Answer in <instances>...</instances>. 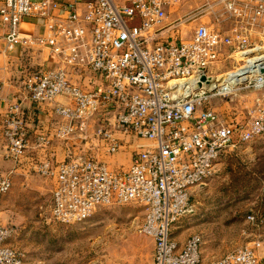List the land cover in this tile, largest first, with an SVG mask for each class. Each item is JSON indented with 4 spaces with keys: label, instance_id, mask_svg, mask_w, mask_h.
I'll return each instance as SVG.
<instances>
[{
    "label": "built area",
    "instance_id": "built-area-1",
    "mask_svg": "<svg viewBox=\"0 0 264 264\" xmlns=\"http://www.w3.org/2000/svg\"><path fill=\"white\" fill-rule=\"evenodd\" d=\"M175 1L0 0V25L6 29L4 51L37 45L55 57L52 68L38 70L23 82L35 105L57 97L67 100L55 106L62 122L54 137L84 139L94 121L95 134L109 154L120 149L116 133L148 141L137 145L140 149L121 170L86 153L35 162L34 170L54 181L49 218L62 224L80 222L99 205L137 203L144 211L138 230L153 241L151 264H202L201 236L192 234L180 245L172 228L193 213L191 188L213 175L221 155L264 133V108L258 105L239 123L225 121L209 98L229 96L238 85L210 87L200 77L214 76L210 67L224 45L235 42L239 52L264 50V0H204L168 21ZM217 4L237 23L232 33L198 23L182 39V29ZM25 17L39 19L46 33L22 35L19 25ZM254 33L260 34L262 44L252 43ZM69 69L97 74L102 89L83 90L71 81ZM248 75L245 87L264 85V74ZM0 124L4 156L17 162L29 147L20 103L7 106ZM49 143L47 136H37L36 146ZM11 174L0 173V198L11 187ZM246 219L255 221L254 215ZM14 234V226L0 223V264H24L23 252L9 243ZM207 264H264V236Z\"/></svg>",
    "mask_w": 264,
    "mask_h": 264
},
{
    "label": "rangeland",
    "instance_id": "rangeland-1",
    "mask_svg": "<svg viewBox=\"0 0 264 264\" xmlns=\"http://www.w3.org/2000/svg\"><path fill=\"white\" fill-rule=\"evenodd\" d=\"M203 1L177 0L172 5L171 15L176 17L186 13ZM198 23L208 24L226 34H231L237 25L223 5L217 4L183 28L182 39L189 37ZM240 24L245 26L243 22ZM251 38L252 43H261L259 33H254ZM234 45L235 42L222 46L218 60L210 67V74L214 75L211 77H219L212 81L214 84L223 81L225 74L245 66L247 59L264 51L257 48V51L239 52ZM256 63L259 65L249 72L252 75L262 74L258 68H264V60ZM246 75L248 78V73ZM247 78L233 82L238 85L233 94L209 98L212 109L225 121L239 123L248 119L258 105L264 108V85L245 87ZM133 139L137 145L148 144L145 139ZM137 145L131 149L122 146L114 154L106 150L105 153L112 158L123 154L127 159L140 149ZM94 154L91 155L101 159ZM35 162H31L30 175L24 180L26 185H22L23 180L18 178L0 198L3 205L12 208L7 213L9 215H5L6 221L0 222L15 227V234L9 242L23 252L24 264L152 263L153 241L138 230L144 213L140 205L133 202L99 205L83 221L57 223L49 218L48 213L54 181L34 171ZM37 186L42 192L35 188ZM190 200L194 211L174 224L172 236L181 245L190 235L199 234L202 238V264L248 244L255 237H263L264 133L227 149L218 159L213 175L191 188ZM247 215H254L255 221L247 220ZM17 229H20L19 235H16Z\"/></svg>",
    "mask_w": 264,
    "mask_h": 264
},
{
    "label": "crops",
    "instance_id": "crops-1",
    "mask_svg": "<svg viewBox=\"0 0 264 264\" xmlns=\"http://www.w3.org/2000/svg\"><path fill=\"white\" fill-rule=\"evenodd\" d=\"M171 11L172 7L168 10V21L175 18V16L171 15ZM19 31L22 35H44L46 33L42 22L32 17H25L22 20L19 25ZM5 32V27L0 25V118L9 104L20 103L28 126L29 147L25 155L17 162L6 158L4 156L5 139L0 124V173L6 174L12 171V183L14 184L19 178V180H23L22 185H26L27 181L25 183L24 180H27L30 175L31 162L39 161L46 157L62 160L76 153H96V156L107 162L114 170L127 168L131 156L129 155L126 159L123 154H119L115 158L107 155L102 146L104 144L103 141L95 134L97 124L94 121L87 127L84 139L79 138L77 135L70 136L66 140L54 137L53 133L56 125L62 122L61 117L55 112V106L58 103H66L67 100L63 97H57L53 102L35 105L29 99L23 82L28 75L38 70L52 68L55 63V57L50 53L49 49L37 45H32L28 49L16 45L12 50L4 51ZM169 35L173 38L178 36L177 33L171 31ZM69 75L71 81L83 90H101L103 87L100 77L88 70L76 71L69 69ZM40 134L50 139L48 145L44 147L36 146L37 136ZM116 136L121 139L120 148L124 146L131 149L137 145V141L131 137L123 136L119 133H116ZM35 188L40 190L38 186ZM2 200H0V221L5 222V215H9L7 213L12 208L11 205H3ZM17 234H20V229L16 230ZM10 244L12 245V243ZM12 246L15 247L14 245Z\"/></svg>",
    "mask_w": 264,
    "mask_h": 264
},
{
    "label": "bare ground",
    "instance_id": "bare-ground-1",
    "mask_svg": "<svg viewBox=\"0 0 264 264\" xmlns=\"http://www.w3.org/2000/svg\"><path fill=\"white\" fill-rule=\"evenodd\" d=\"M255 49H256L255 51L258 50L257 48H255ZM261 59L264 60V54H262V53L261 54H257L255 56L247 59L246 60L247 63L245 64V66L241 67L236 72L231 71V72L225 74L224 75L225 76L224 80L221 81V82H218L216 84H214L215 82L213 83L212 81L215 80V79H218L219 77H211V78H208L209 79V83L212 82L211 85H209V86L210 87H213L215 85H218L220 83H225V82H227L231 86H235V84L233 82H235L237 80H245L247 78L246 73H249L251 70L254 69V67L258 66L259 64L256 63V62L259 61V60H261ZM263 70H264V68H261V67L258 68V71H260L261 73H262ZM253 75H254V73H253Z\"/></svg>",
    "mask_w": 264,
    "mask_h": 264
},
{
    "label": "water",
    "instance_id": "water-1",
    "mask_svg": "<svg viewBox=\"0 0 264 264\" xmlns=\"http://www.w3.org/2000/svg\"><path fill=\"white\" fill-rule=\"evenodd\" d=\"M262 74H264V71H262ZM200 80L203 81L204 83H208V81H209V79L206 78L204 75H202V76L200 77Z\"/></svg>",
    "mask_w": 264,
    "mask_h": 264
}]
</instances>
